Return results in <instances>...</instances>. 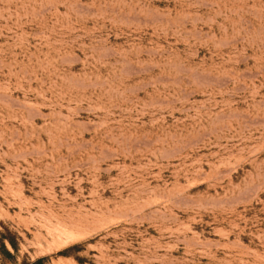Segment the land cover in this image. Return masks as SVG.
<instances>
[{
  "label": "rangeland",
  "instance_id": "obj_1",
  "mask_svg": "<svg viewBox=\"0 0 264 264\" xmlns=\"http://www.w3.org/2000/svg\"><path fill=\"white\" fill-rule=\"evenodd\" d=\"M0 264H264V0H0Z\"/></svg>",
  "mask_w": 264,
  "mask_h": 264
},
{
  "label": "trees",
  "instance_id": "obj_2",
  "mask_svg": "<svg viewBox=\"0 0 264 264\" xmlns=\"http://www.w3.org/2000/svg\"><path fill=\"white\" fill-rule=\"evenodd\" d=\"M0 252H1V255H2L3 257H5V256H9V255H10V253H9L6 249H4V250H0ZM38 261H39V260H37V261H35V262H31V263H29V264H37ZM23 264H27V263H23Z\"/></svg>",
  "mask_w": 264,
  "mask_h": 264
}]
</instances>
